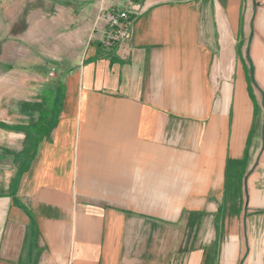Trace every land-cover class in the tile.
<instances>
[{"label": "crops", "instance_id": "obj_1", "mask_svg": "<svg viewBox=\"0 0 264 264\" xmlns=\"http://www.w3.org/2000/svg\"><path fill=\"white\" fill-rule=\"evenodd\" d=\"M83 1L56 0L85 52L55 61V78L72 67L57 124L0 193V264H160L145 256L146 230L157 245L163 225L231 215L227 235L208 226L207 251L190 255H264V129L247 57L264 90V0H143L131 37L109 49L83 44L100 0L87 12Z\"/></svg>", "mask_w": 264, "mask_h": 264}, {"label": "rangeland", "instance_id": "obj_2", "mask_svg": "<svg viewBox=\"0 0 264 264\" xmlns=\"http://www.w3.org/2000/svg\"><path fill=\"white\" fill-rule=\"evenodd\" d=\"M53 1L0 0V123L2 124L11 127L25 126L39 118L37 104L41 102L43 91L41 85L51 81L59 72L52 63L47 64V72L40 69L46 61L63 62L64 59H72V57H75L76 62L82 60L85 51L71 45L72 35L66 33L67 31L60 26L59 15L62 7L57 6L60 2ZM125 4L126 1L120 6ZM255 4L257 6L258 3ZM85 7L87 12L88 2ZM86 12L82 16L86 17ZM62 33L65 35L62 36ZM84 40L85 38L83 42ZM77 50L79 54L75 55ZM247 57L249 64L253 63L252 60L250 61V56ZM253 87L258 92V103L260 102L256 129L263 131L264 90L259 86L256 78L252 90ZM262 135L259 138L264 141ZM25 141V132H17L0 125V193L6 192L4 187L11 184L14 175L22 166L20 154L23 152ZM246 199L245 193L243 206H247ZM246 218L248 216L244 217V222ZM211 220L202 222L199 218L191 227L163 225L157 245L154 244L155 238L153 239L152 234L148 235L146 230L143 245L145 256L147 258L154 256L156 259L160 256V264H219L220 255H190L205 249L200 245V240L202 232L209 230L208 226L212 230L217 227L220 235H227L232 223V215L223 221ZM244 230L246 232L247 227ZM208 238L206 237V241ZM168 251L169 255H162ZM159 252L161 255H158ZM38 260V256H35L32 264H37ZM237 264H264V255H237Z\"/></svg>", "mask_w": 264, "mask_h": 264}, {"label": "trees", "instance_id": "obj_3", "mask_svg": "<svg viewBox=\"0 0 264 264\" xmlns=\"http://www.w3.org/2000/svg\"><path fill=\"white\" fill-rule=\"evenodd\" d=\"M134 2L143 3V0H132ZM251 61V60H250ZM56 64L55 61H46L45 65L40 68L48 71L47 64ZM62 64L60 63V67ZM72 69L67 64L63 72L60 73V77L55 78L48 83L43 85V91L41 93V102L37 104L39 109V118L25 126H13L0 123L8 129L15 131H23L26 133V145L24 146L23 152L20 154L22 160L21 169L28 168L30 160L36 157L39 145L44 139L50 137L52 128L57 124L58 117L63 108V100L66 93V86L63 82V75ZM254 65L250 62L248 80L250 84H255L254 78Z\"/></svg>", "mask_w": 264, "mask_h": 264}, {"label": "built area", "instance_id": "obj_4", "mask_svg": "<svg viewBox=\"0 0 264 264\" xmlns=\"http://www.w3.org/2000/svg\"><path fill=\"white\" fill-rule=\"evenodd\" d=\"M141 9L142 4L132 0H127L123 6L100 0L92 19L83 24V33L89 32L83 44L87 46L98 42L109 49L116 43L128 40L132 34V14Z\"/></svg>", "mask_w": 264, "mask_h": 264}]
</instances>
